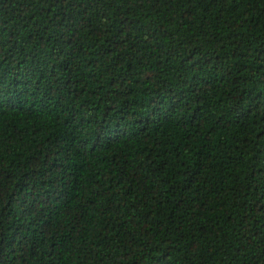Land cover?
<instances>
[{
	"label": "trees",
	"instance_id": "trees-1",
	"mask_svg": "<svg viewBox=\"0 0 264 264\" xmlns=\"http://www.w3.org/2000/svg\"><path fill=\"white\" fill-rule=\"evenodd\" d=\"M0 264H264V0H0Z\"/></svg>",
	"mask_w": 264,
	"mask_h": 264
}]
</instances>
